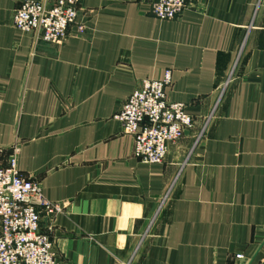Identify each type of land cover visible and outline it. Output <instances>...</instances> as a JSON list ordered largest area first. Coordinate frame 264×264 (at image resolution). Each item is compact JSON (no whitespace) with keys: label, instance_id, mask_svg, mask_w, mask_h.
Instances as JSON below:
<instances>
[{"label":"crops","instance_id":"crops-1","mask_svg":"<svg viewBox=\"0 0 264 264\" xmlns=\"http://www.w3.org/2000/svg\"><path fill=\"white\" fill-rule=\"evenodd\" d=\"M24 1L0 0V145L64 207L40 224L57 264H264V0L165 20L152 0H82L60 44L13 25ZM166 70L193 125L145 164L115 115Z\"/></svg>","mask_w":264,"mask_h":264},{"label":"built area","instance_id":"built-area-1","mask_svg":"<svg viewBox=\"0 0 264 264\" xmlns=\"http://www.w3.org/2000/svg\"><path fill=\"white\" fill-rule=\"evenodd\" d=\"M81 2L26 0L13 13L12 23L33 33L36 39L60 44L77 22ZM191 7L188 0L151 1L152 13L162 20L177 18ZM78 29L83 32L85 27L79 25ZM171 82V70L160 78L142 80L115 115L134 138L135 157L145 164L165 163L169 145L193 125L187 105L170 100L167 88ZM7 150L10 152L5 162ZM18 153L17 145H0V264H57L55 243L40 224L42 212L56 215L64 207L45 200L39 183L21 174Z\"/></svg>","mask_w":264,"mask_h":264}]
</instances>
